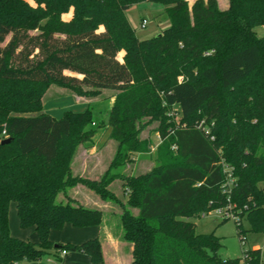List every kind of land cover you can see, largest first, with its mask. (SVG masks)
Masks as SVG:
<instances>
[{
	"label": "trees",
	"instance_id": "16d2710c",
	"mask_svg": "<svg viewBox=\"0 0 264 264\" xmlns=\"http://www.w3.org/2000/svg\"><path fill=\"white\" fill-rule=\"evenodd\" d=\"M33 2L0 0V264L53 253L59 259L63 250L105 262L99 237L81 243L50 237L66 224L103 223L98 207L57 201L79 184L122 207L131 264H264V248L222 259L221 237L198 233L191 220L236 204L250 230L264 233V35L256 31L264 26V0H228L226 8L218 0ZM142 2L164 6L170 25L160 35L137 37L127 11ZM71 7V19H63ZM52 84L87 96L116 91L106 126L118 145L98 179L72 169L79 147L97 133L89 127L93 111L66 110L60 118L43 112ZM175 105L180 124L168 115ZM153 121L163 138L159 165L123 174L134 154L150 151L140 133ZM117 178L126 201L110 189ZM12 201L20 226L35 227L38 241L12 236Z\"/></svg>",
	"mask_w": 264,
	"mask_h": 264
},
{
	"label": "rangeland",
	"instance_id": "374dc122",
	"mask_svg": "<svg viewBox=\"0 0 264 264\" xmlns=\"http://www.w3.org/2000/svg\"><path fill=\"white\" fill-rule=\"evenodd\" d=\"M29 1L33 5L35 4L33 0ZM188 1L192 3L194 0ZM218 2L221 8H226L228 6V0H218ZM73 10L74 8L71 7L69 11L64 13L63 19L70 20L73 15ZM127 15L133 28L136 30V34L139 39H148L158 36L160 35V33H162L164 29H166L170 25V19L164 13V6L161 4L142 2L132 6L127 11ZM143 18H146L148 20V24L142 25ZM256 31L258 35L263 36L264 26L256 28ZM122 52H124V50H121L119 53V57L121 58ZM83 89L88 90L89 88L84 87ZM115 93L116 91L114 90L105 89L102 90V93L98 96H87L84 95V93L79 94L75 90L56 84H52L45 90L42 96V103L43 106L45 105L47 106V108H51L50 113L52 115L57 118H60L68 109L74 111H83L87 109L88 104L81 105L80 102L76 101V99H78V96L80 97L79 101H81L82 103H92L91 108L94 115V121L90 124L89 127L97 129V133H100L103 130L104 136L102 135L100 140H93L90 143H86L87 145H96L97 142H100V145H97V150H94V152H92L90 155L86 154L85 151L88 148H91L92 146H85L84 144L79 147L75 156L76 158H74L75 169L73 162V173L81 172L83 170V166H81V163L86 162V164H88V167L86 168V173L84 175L87 177H91L92 179H98L108 168L110 160L112 159L118 145L117 141L112 140L109 137L106 138L107 136H109V128L106 126L108 120V111L111 109H109L110 104L108 100L111 96H113L115 100ZM178 109L179 106L175 105L168 110V115L175 124L181 123ZM149 119L150 118L146 117L145 121H148ZM158 125V121H153L147 124V126H145V128H143L140 133L143 139H149L151 141L150 151L146 153L134 154V161L132 163L127 164L124 168H120L119 171L127 175H136L149 172L159 165L157 157L159 155V146L162 144L163 138L161 136V133L156 130V128H158ZM171 147V151L175 153L174 145H172ZM262 186L264 187V183L262 184ZM110 189L114 193H116V195L122 201L127 200L126 195L124 193L126 192V190H124L122 187L121 178H117L115 181H113L110 184ZM84 192L90 194L93 200L89 197L88 200H86L84 198ZM69 199H71L72 202H80L83 204L87 202L91 205L97 204L98 202L103 208L104 219L107 221V226L110 228L115 238H117L119 241H122L123 243H130L124 238V229L120 217L122 207L119 203L111 200L106 201L101 199V197L95 191L82 184H80L79 189L75 187L68 188L66 194L61 193L57 197L58 202L64 203L67 202ZM230 205L232 207V216L229 218L223 217L216 213V209H210L208 211L200 213L196 217H191V220L196 224V230L198 233L214 232L217 236L221 237L222 247L219 250L218 254L222 259L243 258L245 250L258 249L264 247V233L251 231V226L248 220L241 217V210L236 206V204ZM226 207L227 206H224L222 208ZM236 221L242 222L243 230L246 236L244 241L241 240V237L238 234V226ZM9 223L12 236L23 238L20 237V235H22L24 228L20 226L18 214L16 212L15 201H12L9 207ZM53 233H56L57 235H59V237H61L67 232L63 234V232L61 233L60 230H57ZM28 239L32 240L31 238ZM63 243H67V240L63 241ZM122 248H124V251L123 249L121 250V257H119V259L115 257L113 263L131 264V253L129 252V249L125 246Z\"/></svg>",
	"mask_w": 264,
	"mask_h": 264
},
{
	"label": "crops",
	"instance_id": "0c3cea01",
	"mask_svg": "<svg viewBox=\"0 0 264 264\" xmlns=\"http://www.w3.org/2000/svg\"><path fill=\"white\" fill-rule=\"evenodd\" d=\"M124 53L125 52L121 53L122 58H123ZM59 98H64V97H59ZM77 98L78 99H76V101L80 102L81 105L88 104V108H91L92 103L91 104H89V102L82 103L81 101H79L80 97L77 96ZM108 101L110 104V107H109V105H108V107L110 109L114 103L113 96H111ZM50 109L51 108H47V106L44 105L43 112H49L50 113V111H51ZM68 110H70V109H68ZM102 135L104 136L103 130L100 133H96L93 140H96V141L100 140ZM108 137L109 136H107L106 138H108ZM97 145L99 146L100 142H97L96 145H93V144L87 145L85 143V146H92L91 148H88L85 151L86 154L90 155L92 152H94V150H97L96 149ZM73 162H74V169H75V160ZM81 166H83V170L79 173L75 172L74 174H79V175L85 176L84 174L86 173L85 171H86V168L88 167V164H86V162H84V163H81ZM72 169H73V163H72ZM75 188L79 189L80 184L77 185ZM88 197L93 200V198L91 197L90 194L85 193L84 198L86 200H88ZM84 205L90 206V207H98V208L103 210V208L100 206V204L98 202H97V204H94V205H91V204L86 202V203H84ZM105 205H107V204H105ZM16 212H17V206H16ZM107 225H108L107 221L103 218V223L99 226L79 228V227H75L71 224H66L65 227L60 231H61V233L63 232V234H65L66 232L67 233L65 235H62L61 237H59V235H57L56 233H53L57 230H52L50 233L51 239L55 242H63L65 240H67V242L81 243V242H84L88 239H91L94 237H99L101 239L102 245H103V253H104V259H105L104 263H94L91 260L90 256L88 254L83 253V252L66 251V253L63 254V251H60L59 252L60 258L59 259L53 253V254H50V255L44 257L43 259H41L39 261L26 262L25 264H114L113 262L115 260V257H117L118 259H119V257H121V250L123 249V251H124V248H122L124 246L127 247L129 249V252L131 253V260H130V263H131V261L133 259L132 258L133 245L130 243H123L122 241H119L117 238H115L112 231L110 230V228ZM17 233H19V232H17ZM20 237H23V239L31 238L32 241H35V242L38 241V239H39V236H38V233H37L35 227L24 228V231L22 232V235H20ZM115 254H116V256H115Z\"/></svg>",
	"mask_w": 264,
	"mask_h": 264
},
{
	"label": "built area",
	"instance_id": "2783aa9c",
	"mask_svg": "<svg viewBox=\"0 0 264 264\" xmlns=\"http://www.w3.org/2000/svg\"><path fill=\"white\" fill-rule=\"evenodd\" d=\"M146 24H148V20L146 19V18H143V20H142V25H146ZM3 135H6V131L4 130L3 131ZM174 148L176 149L177 147H176V145H174ZM232 207H231V205H229V206H227L226 208H217L216 209V213H218L219 215H221V216H223V217H231L232 216ZM66 253V251L65 250H63V254H65Z\"/></svg>",
	"mask_w": 264,
	"mask_h": 264
},
{
	"label": "water",
	"instance_id": "95a60500",
	"mask_svg": "<svg viewBox=\"0 0 264 264\" xmlns=\"http://www.w3.org/2000/svg\"><path fill=\"white\" fill-rule=\"evenodd\" d=\"M11 141V138L10 137H7V138H5V139H3V143H8V142H10Z\"/></svg>",
	"mask_w": 264,
	"mask_h": 264
}]
</instances>
